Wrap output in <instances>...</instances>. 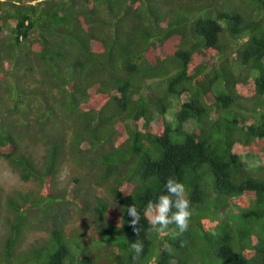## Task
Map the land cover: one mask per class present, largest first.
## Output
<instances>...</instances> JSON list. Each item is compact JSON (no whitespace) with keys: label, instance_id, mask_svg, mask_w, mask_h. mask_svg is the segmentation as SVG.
Instances as JSON below:
<instances>
[{"label":"trees","instance_id":"1","mask_svg":"<svg viewBox=\"0 0 264 264\" xmlns=\"http://www.w3.org/2000/svg\"><path fill=\"white\" fill-rule=\"evenodd\" d=\"M159 78L167 95L149 94ZM0 157L43 189L5 199L16 217L0 264H72L57 230L16 255L26 219L43 202L54 215L60 206L68 158L119 201L86 218L90 264H264V0H0ZM170 176L192 215L183 233L172 224L159 234L143 212ZM80 179L65 199L83 212ZM2 199L0 186V208Z\"/></svg>","mask_w":264,"mask_h":264},{"label":"rangeland","instance_id":"2","mask_svg":"<svg viewBox=\"0 0 264 264\" xmlns=\"http://www.w3.org/2000/svg\"><path fill=\"white\" fill-rule=\"evenodd\" d=\"M232 56V53L229 54ZM233 57V56H232ZM232 63L235 66L236 71H239V61L235 58L232 59ZM148 93L154 95L157 92L160 96L167 95V81L162 78L150 80V89ZM238 102L244 104L242 99H237ZM171 104L167 118L171 122H175L178 111L181 108V101L176 96L170 99ZM244 108L247 109L246 106ZM216 114V113H215ZM183 127L187 131H194L196 128V122L194 120H188L183 124ZM38 148L43 149L41 145ZM68 158L66 164L59 172L56 195L59 198L58 202L60 206L53 214L55 208L51 207L46 202L41 205L42 210H37L33 217L26 219L22 228L21 236L19 237L17 253L19 256L30 252L31 250L42 245L46 241L52 239L53 230L64 234V239L68 240L71 247V255L69 262L72 264H90L91 258L86 252V248L81 243L79 238L88 236L89 228L93 224L89 222L90 219H86L89 215L96 213L97 205L99 202L119 204L111 194V185L109 181L97 180L99 177L98 172L95 174V169L92 167H78L72 160ZM249 161L250 159H246ZM259 161V160H258ZM252 166L258 165L257 162L250 160ZM81 178V194L87 200V206L85 211L76 204H72L65 199L68 192V184L74 178ZM41 184L35 180H24L20 173L13 169L11 165L5 159L0 157V186L2 189V206L0 208V243L4 244L10 236L9 227L15 222L16 212L12 211L4 202L9 197L19 199L20 194L36 193V195L43 194ZM62 189V191H60ZM67 190V191H66ZM4 203V204H3ZM55 216V217H54ZM226 214L221 212L220 219H225ZM11 229V228H10ZM176 260H173L175 262ZM105 262V261H104ZM108 264V262H105ZM32 264V262H30Z\"/></svg>","mask_w":264,"mask_h":264},{"label":"clouds","instance_id":"3","mask_svg":"<svg viewBox=\"0 0 264 264\" xmlns=\"http://www.w3.org/2000/svg\"><path fill=\"white\" fill-rule=\"evenodd\" d=\"M184 183L175 177H168L164 183V193L158 195L155 201H149L143 216L152 230L159 234L165 233L169 225L174 224L180 233L187 230L192 215L190 200ZM126 212L132 219L130 224L134 232L139 234L136 225L141 222V212L135 204L127 207ZM132 260H137L144 252V245L140 239L130 244Z\"/></svg>","mask_w":264,"mask_h":264}]
</instances>
